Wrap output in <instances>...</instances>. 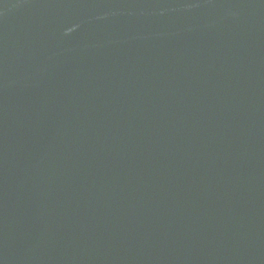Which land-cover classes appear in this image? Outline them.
<instances>
[{"label": "water", "instance_id": "water-1", "mask_svg": "<svg viewBox=\"0 0 264 264\" xmlns=\"http://www.w3.org/2000/svg\"><path fill=\"white\" fill-rule=\"evenodd\" d=\"M0 264H264V0H0Z\"/></svg>", "mask_w": 264, "mask_h": 264}]
</instances>
